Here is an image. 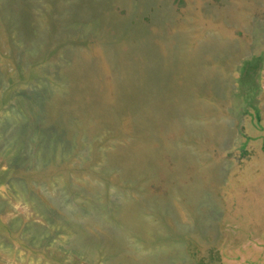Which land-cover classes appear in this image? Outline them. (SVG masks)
<instances>
[{"label": "rangeland", "instance_id": "1", "mask_svg": "<svg viewBox=\"0 0 264 264\" xmlns=\"http://www.w3.org/2000/svg\"><path fill=\"white\" fill-rule=\"evenodd\" d=\"M263 196L264 0H0V264H208Z\"/></svg>", "mask_w": 264, "mask_h": 264}, {"label": "crops", "instance_id": "2", "mask_svg": "<svg viewBox=\"0 0 264 264\" xmlns=\"http://www.w3.org/2000/svg\"><path fill=\"white\" fill-rule=\"evenodd\" d=\"M243 226L242 234L224 236V241H228V243L224 245L223 250H219L216 257L213 259L210 257L208 264H264V206L257 222L249 220L244 222ZM235 227L238 228L239 226L236 225ZM260 228L261 233H259ZM246 229L248 234L245 233ZM254 231H258V233L254 234ZM201 262V264H206L204 259Z\"/></svg>", "mask_w": 264, "mask_h": 264}, {"label": "water", "instance_id": "3", "mask_svg": "<svg viewBox=\"0 0 264 264\" xmlns=\"http://www.w3.org/2000/svg\"><path fill=\"white\" fill-rule=\"evenodd\" d=\"M45 124L46 122L44 121V118L43 117H37V123H36V128L38 129V128H42V124ZM71 129V132H70V134L66 137V140L64 141V143L62 144V145H64L65 146V149H69V145H70V147H73V148H75L76 147V145H80L81 147L83 146V144L78 140V136H80V133H78V130H76V128H75V126L73 125V128H70ZM74 129V130H73ZM40 136V135H39ZM44 139H46L44 136H43V138L41 139V140H44ZM50 142V141H49ZM48 142V143H49ZM51 142L52 143H55L56 141L55 140H53V139H51ZM67 142V143H66ZM77 143H79V144H77ZM44 147H46V148H48L49 146H44ZM42 148V150L44 149L45 151L44 152H46V148ZM43 152V153H44Z\"/></svg>", "mask_w": 264, "mask_h": 264}, {"label": "trees", "instance_id": "4", "mask_svg": "<svg viewBox=\"0 0 264 264\" xmlns=\"http://www.w3.org/2000/svg\"><path fill=\"white\" fill-rule=\"evenodd\" d=\"M20 90H21V89H20ZM22 90H23V89H22ZM22 90H21L19 93H22ZM23 107H25V106H23ZM26 107H27V106H26ZM28 107L32 108V106H28ZM18 110L22 112L21 115L23 114L24 117H26V114L28 115V113H29V112H26V111H28V109L24 110L23 108H20V109H18Z\"/></svg>", "mask_w": 264, "mask_h": 264}, {"label": "bare ground", "instance_id": "5", "mask_svg": "<svg viewBox=\"0 0 264 264\" xmlns=\"http://www.w3.org/2000/svg\"><path fill=\"white\" fill-rule=\"evenodd\" d=\"M53 1V0H52ZM58 6V5H57ZM57 13V12H56ZM86 16V15H85ZM62 31V30H61ZM44 56V55H43ZM58 70V69H57ZM46 72V71H45ZM29 78V77H28ZM36 81V80H35ZM48 84V83H47ZM47 88V87H46ZM41 89V88H40ZM47 90V89H46ZM25 91H27V90H25ZM41 91V90H40ZM34 93V92H33ZM23 97V96H22ZM32 99V98H31ZM12 100V99H11ZM24 100V99H23ZM41 101H42V99H41ZM10 116V115H9Z\"/></svg>", "mask_w": 264, "mask_h": 264}]
</instances>
